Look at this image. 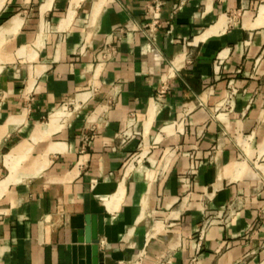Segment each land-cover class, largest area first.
Returning a JSON list of instances; mask_svg holds the SVG:
<instances>
[{"label": "crops", "instance_id": "1", "mask_svg": "<svg viewBox=\"0 0 264 264\" xmlns=\"http://www.w3.org/2000/svg\"><path fill=\"white\" fill-rule=\"evenodd\" d=\"M87 219L99 264H264V0H0V264H93Z\"/></svg>", "mask_w": 264, "mask_h": 264}, {"label": "water", "instance_id": "2", "mask_svg": "<svg viewBox=\"0 0 264 264\" xmlns=\"http://www.w3.org/2000/svg\"><path fill=\"white\" fill-rule=\"evenodd\" d=\"M103 233L102 224L99 221V225L91 230L89 221L87 219V226L84 229L85 238L84 241L92 245L93 264H99V235Z\"/></svg>", "mask_w": 264, "mask_h": 264}, {"label": "built area", "instance_id": "3", "mask_svg": "<svg viewBox=\"0 0 264 264\" xmlns=\"http://www.w3.org/2000/svg\"><path fill=\"white\" fill-rule=\"evenodd\" d=\"M115 50L113 47L110 46H104L101 51L98 54V58L103 61V60H109V59H113L115 57ZM163 93V91L161 92V94ZM161 94L159 95V97L161 96ZM89 142V138L87 136L83 137V145L87 144Z\"/></svg>", "mask_w": 264, "mask_h": 264}, {"label": "rangeland", "instance_id": "4", "mask_svg": "<svg viewBox=\"0 0 264 264\" xmlns=\"http://www.w3.org/2000/svg\"><path fill=\"white\" fill-rule=\"evenodd\" d=\"M66 107H67V110H68V109H71L69 105H66Z\"/></svg>", "mask_w": 264, "mask_h": 264}]
</instances>
